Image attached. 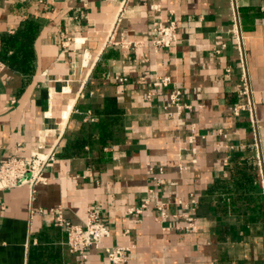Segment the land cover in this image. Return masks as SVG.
<instances>
[{
	"label": "crops",
	"instance_id": "crops-1",
	"mask_svg": "<svg viewBox=\"0 0 264 264\" xmlns=\"http://www.w3.org/2000/svg\"><path fill=\"white\" fill-rule=\"evenodd\" d=\"M121 2L0 0V38L40 24L32 74L0 61V163L56 151L47 184L0 191V264H111L102 247L84 261L69 252L58 209L80 226L99 212L103 245L130 246L127 264H264L255 135L248 113L234 115L245 99L232 0H131L114 34L129 47L108 45ZM236 4L264 161V0ZM155 21L175 23L171 48L154 46ZM156 78L171 84L149 98ZM175 91L190 110L172 105ZM247 158L256 192L234 172ZM147 200L170 218L128 213ZM188 212L195 232L177 230Z\"/></svg>",
	"mask_w": 264,
	"mask_h": 264
},
{
	"label": "built area",
	"instance_id": "built-area-1",
	"mask_svg": "<svg viewBox=\"0 0 264 264\" xmlns=\"http://www.w3.org/2000/svg\"><path fill=\"white\" fill-rule=\"evenodd\" d=\"M130 1L131 0H122L113 24L114 29L108 38V45L129 47V43L117 42L114 34L120 22L125 17V13ZM232 2L234 6L233 35L237 42V49L243 71L241 75L239 93L240 96L245 99V102L237 105L234 108V115L237 117L242 116L244 113H248L249 115L252 131L255 135L253 146L255 149L256 165L260 175L261 191L264 197V161L262 158L261 140L259 137L260 124L256 116L254 103L252 100L253 90L246 68L247 61L244 47L245 37L241 30L238 6L236 4V0H232ZM151 9L158 11L160 8L158 5H152ZM152 30L156 36L153 43L158 49H169L178 40L177 29L174 22L164 24L161 21H155L153 23ZM125 80L126 79H120V81ZM170 84L171 81L169 78H156L153 81V90L149 93L148 97H153L156 90L159 88H167ZM170 101L178 112L191 109V106L181 103V93L179 91H175L170 95ZM55 159L56 151L54 149L45 151L42 145H39L37 149L31 152L27 157L20 154L11 156L6 161L0 163V191L28 186L32 193H34V190L38 185L47 184L48 179L45 175V170ZM179 204L186 206V204L182 201H179ZM150 209H155L160 212V220H167L170 218V215L165 211L164 204H156L151 208L149 200L145 201L140 207L128 209V213L130 215H138L143 214L145 211ZM192 211H195V208H192ZM51 213L53 216L54 226L64 230L67 235L66 246L71 254L79 255L84 261L88 257V250L91 248L102 247L111 264H127L129 253L132 250L130 246L105 247L103 245V242L110 237L111 231L109 227L101 220L99 212H90L83 226L74 225L66 220L59 209L52 210ZM178 217H182L186 221V225L183 228L176 227L177 230H184L188 232L196 231V220L190 212L184 213ZM165 230L169 231L170 228H165Z\"/></svg>",
	"mask_w": 264,
	"mask_h": 264
},
{
	"label": "trees",
	"instance_id": "trees-1",
	"mask_svg": "<svg viewBox=\"0 0 264 264\" xmlns=\"http://www.w3.org/2000/svg\"><path fill=\"white\" fill-rule=\"evenodd\" d=\"M39 31L40 24L27 19L14 34H3L0 38V61L14 71L24 75L32 74L35 64L34 44ZM234 172L242 179V185L248 183L249 188H246L256 192L253 187L256 167L252 158L234 160Z\"/></svg>",
	"mask_w": 264,
	"mask_h": 264
}]
</instances>
